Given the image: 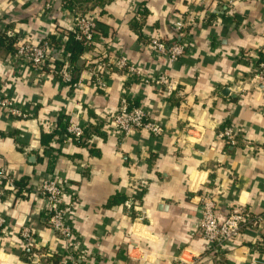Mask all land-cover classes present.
I'll return each mask as SVG.
<instances>
[{
	"label": "crops",
	"instance_id": "obj_1",
	"mask_svg": "<svg viewBox=\"0 0 264 264\" xmlns=\"http://www.w3.org/2000/svg\"><path fill=\"white\" fill-rule=\"evenodd\" d=\"M87 1L0 0V28L34 40L56 38L71 26L73 6ZM227 1L92 0L94 41L67 61L76 86L47 69L37 80L0 46V91L30 113L20 119L0 111V169L29 182L25 195L7 193L0 201L7 220L0 264H68L35 191L43 176L64 180L77 198L71 221L85 264H264V219L242 227L220 253L197 230L206 191L215 193L219 215L264 212V86L253 77L255 55L264 57V3ZM137 3L145 10L140 25L133 19ZM190 13L194 22L180 27ZM150 36L189 46L172 63L151 52ZM106 44L144 74L165 73L175 90L117 72L107 75L105 90L96 89L87 65ZM124 92L161 123L160 135L137 128L120 136L113 128L108 118ZM60 120L87 126L91 143L59 137ZM223 125L232 127L234 144L217 136ZM42 132L53 133L49 145L41 143ZM136 193H142V220L126 212L127 198L112 201ZM22 227L32 229L29 249L19 238Z\"/></svg>",
	"mask_w": 264,
	"mask_h": 264
},
{
	"label": "built area",
	"instance_id": "obj_2",
	"mask_svg": "<svg viewBox=\"0 0 264 264\" xmlns=\"http://www.w3.org/2000/svg\"><path fill=\"white\" fill-rule=\"evenodd\" d=\"M264 3V0H258ZM233 0H228L227 5H231ZM133 19L136 22H142L144 19V6L133 4ZM181 19L179 26H184V20L194 22V17L185 15ZM74 32V39L79 41L84 49L88 48L94 41L96 28L92 16L86 12L84 15L75 12L72 24L69 27ZM3 37L13 39L15 51L13 57L30 67L34 77L39 80L43 77L45 69L55 75V78L64 84L76 86L73 80L72 67L67 62L68 53L65 50L67 43V33L60 32L57 36V44L54 46L48 36L34 40L29 39L27 35L18 34L13 29H5L2 32ZM152 53L164 57L169 62L177 61L187 50L189 44L184 40L165 41L156 36H150L147 39ZM264 55V49L262 51ZM255 64L253 67V77L256 82L264 86V57L255 55ZM58 63H61L58 66ZM90 75V81L98 90H105L107 87L106 77L111 72L125 73L133 78H138L146 84L163 86L167 93L175 90L170 83L168 75L165 73L144 74L142 70L131 62L127 54L123 51H115L110 44L103 46L100 55L87 65ZM0 111L11 118L26 119L30 117L29 109L17 103L12 94L6 91H0ZM108 121L120 136L127 135L134 129H146L152 135H160L163 126L154 120L147 111L139 105H134L125 92L119 98L118 104L109 115ZM87 126L77 123H68L66 126V135L82 141L85 145L91 143L92 136L86 129ZM217 136L226 143L234 144L237 141L236 135L229 125H223ZM18 178L14 177L5 168L0 169V201L7 193L23 196L27 190H22L19 194L17 185ZM29 189V183H28ZM36 193L45 201L46 219L45 223L57 239L63 244V255L68 264H85L86 251L77 241L75 231L72 225V213L75 209L77 198L67 189L66 182L61 179L43 176L35 186ZM199 219L197 230L201 237L207 242L208 249L212 252H222L224 247L232 242L239 234L242 227L256 225L264 219V212L252 214L240 208L230 211L226 215H219L216 210L215 193L206 191L201 194L199 199ZM126 212L135 216L139 220L143 219L140 204L133 199L132 195L124 201ZM7 226V220L0 214V233ZM19 238L25 249L31 247L32 229L22 227L19 232ZM32 257H38L37 254H31Z\"/></svg>",
	"mask_w": 264,
	"mask_h": 264
},
{
	"label": "trees",
	"instance_id": "obj_3",
	"mask_svg": "<svg viewBox=\"0 0 264 264\" xmlns=\"http://www.w3.org/2000/svg\"><path fill=\"white\" fill-rule=\"evenodd\" d=\"M92 2V0H88L87 2H84V3H80L78 5H74L73 4L71 6L74 7L75 9V12H79L81 14H85L86 12H88V9H89V3ZM135 23H137L138 25H140L141 23L140 22H136L134 21ZM60 30V29H59ZM63 31H65L67 34V43L65 44V50L67 51L68 53V59L69 60H74L83 50H84V47L82 46V44L75 40L73 37H74V32L72 30H70L69 28H65V29H61ZM3 30L2 28H0V46H3V48H6L7 50H11L12 52L15 51V48L13 47V39H9V38H6V37H3V34H2ZM49 40L52 42V44L55 46L57 44V39L53 36V38L51 37H48ZM61 63H58V66H60ZM59 118H63L62 115H60ZM62 120H60V123L58 124L57 127H55V130H59L60 131V135L59 137L61 136V134H65L66 133V126H67V123L65 122H61ZM86 129L88 130V127H86ZM91 131L94 133V130L91 129ZM55 132V131H53ZM53 137V133H44L42 132L41 134V143L42 144H45V145H49V141L50 139H52ZM75 143L77 144H82V145H85L82 141H79V140H76V139H73L71 138ZM17 185L19 187V194L21 193L22 190H28V180L25 179V178H18L17 180ZM141 194L142 193H139V194H134L132 195L133 199L135 200H138V203L140 202V198H141ZM19 196V195H18ZM119 199L120 200H125V198H128L123 196V195H116L115 197H113V200L114 201L115 199ZM140 204V203H139Z\"/></svg>",
	"mask_w": 264,
	"mask_h": 264
}]
</instances>
